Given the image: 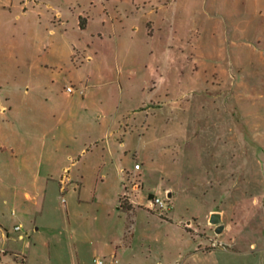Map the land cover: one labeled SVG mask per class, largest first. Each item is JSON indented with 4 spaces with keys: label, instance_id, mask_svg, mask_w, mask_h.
Wrapping results in <instances>:
<instances>
[{
    "label": "rangeland",
    "instance_id": "obj_1",
    "mask_svg": "<svg viewBox=\"0 0 264 264\" xmlns=\"http://www.w3.org/2000/svg\"><path fill=\"white\" fill-rule=\"evenodd\" d=\"M72 2L0 0V245L10 250L0 264H113L115 253L116 264H158L160 250L179 249L185 264H264V0H151L168 6L149 31L156 42L142 26L126 60L135 70L119 107L130 110L128 153L121 137L104 158L95 148L79 158L80 146L62 139L54 158L42 138L60 123L46 99L69 96L38 50L53 11L69 14ZM104 91L112 110L120 105L116 89ZM156 197L168 200L163 214L150 208ZM169 216L193 223L201 254L188 257L196 243L161 222Z\"/></svg>",
    "mask_w": 264,
    "mask_h": 264
},
{
    "label": "crops",
    "instance_id": "obj_2",
    "mask_svg": "<svg viewBox=\"0 0 264 264\" xmlns=\"http://www.w3.org/2000/svg\"><path fill=\"white\" fill-rule=\"evenodd\" d=\"M150 2L151 0H74L68 8L69 14H65L67 11L60 8L53 11L50 22L45 25V36L41 35L40 39L41 46L38 50L42 56L40 67L51 75L53 83L57 81L62 83L64 86L62 94L66 93L69 97L65 103L54 93L46 99L50 118L60 123L57 128L60 132L43 136L42 142L49 146L50 154L47 152L38 158L35 157L34 162L38 169L45 164L44 155L48 154L54 158L60 156L62 139L69 142L70 146H80L79 158L81 154L92 152L93 148L100 150L104 158L111 154L112 142L115 140L117 142L121 137L125 140H121L119 146L125 155L128 153L127 141L133 134L121 124L131 120L128 117L130 110H124L119 114V107L124 102L125 89L127 92L133 85L135 70L128 66L126 60L136 54L135 48L138 43L136 35L140 33L142 26L143 29L146 28L147 42L152 44L156 42L155 32L152 35L149 31L155 28V15L164 13L167 8L165 6H168L149 7ZM164 21L169 25L168 19ZM37 30L42 31L41 22ZM108 87L116 89L121 98L120 105L113 110L104 91ZM133 120L141 123L143 118L136 117ZM16 153L12 152V155L16 157ZM65 155L70 160L75 158L71 150ZM27 159L24 154L18 160L21 170H30ZM120 167V171L125 173L123 166ZM67 169L68 167L64 168L65 171ZM141 169L142 165L139 169L134 168L133 172ZM68 180L69 184L72 183L69 178L65 182ZM14 188H16L14 192L18 193L19 188ZM21 193L30 203L36 202L39 198L38 195L31 194L27 188H23ZM2 204H8L7 200L3 199ZM12 214H15L14 211ZM3 217L0 212V230L5 235L6 230L2 229ZM161 222L174 226L186 243H196L188 257L201 254L204 241L197 242L198 234L193 228V223L175 220L172 216ZM16 226H20V230L24 227L23 224H16L14 228ZM5 236L8 238V234ZM160 252L163 262L158 264H185L184 261L178 262L176 258V254L178 257L181 256L180 249L178 253L175 251L174 255L170 251ZM9 253L10 250L0 245V261ZM123 253L126 255L127 251L124 250ZM151 254L152 252L150 256ZM132 258L134 256L129 258L128 264L132 263ZM117 262L115 253L112 256V263Z\"/></svg>",
    "mask_w": 264,
    "mask_h": 264
},
{
    "label": "built area",
    "instance_id": "obj_3",
    "mask_svg": "<svg viewBox=\"0 0 264 264\" xmlns=\"http://www.w3.org/2000/svg\"><path fill=\"white\" fill-rule=\"evenodd\" d=\"M68 90H71V88H68ZM141 167L140 164H135V169H139ZM150 208L151 209H154L156 211H159L160 214H163V212L165 210H168L169 208V205H168V200L167 201H164L162 200L161 198L159 197H156L154 198L151 202H150ZM16 231L20 230V226H16L14 228ZM97 264H104V261L103 260H98L97 261Z\"/></svg>",
    "mask_w": 264,
    "mask_h": 264
},
{
    "label": "water",
    "instance_id": "obj_4",
    "mask_svg": "<svg viewBox=\"0 0 264 264\" xmlns=\"http://www.w3.org/2000/svg\"><path fill=\"white\" fill-rule=\"evenodd\" d=\"M221 215L219 213H212L210 217V222L217 226L216 232L221 233L224 229V225H221Z\"/></svg>",
    "mask_w": 264,
    "mask_h": 264
}]
</instances>
